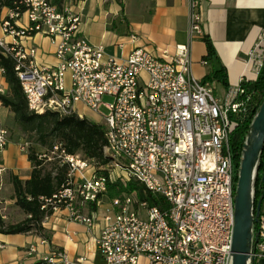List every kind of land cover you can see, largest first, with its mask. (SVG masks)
Listing matches in <instances>:
<instances>
[{
	"label": "built area",
	"instance_id": "obj_1",
	"mask_svg": "<svg viewBox=\"0 0 264 264\" xmlns=\"http://www.w3.org/2000/svg\"><path fill=\"white\" fill-rule=\"evenodd\" d=\"M202 1L190 0L191 37L201 31ZM81 25V15L70 5L21 0L0 9V47L16 63L31 111L84 118L82 105L102 116L104 153L122 170L119 178L135 180L163 200V205L151 204L137 192L110 200L96 238L103 264H233L236 171L231 138L252 99L243 87L249 81L246 73L219 96L215 81L193 76L189 45H177L174 57L167 49L157 56L139 46L122 58L107 52L104 44L88 42ZM39 33L55 43L56 64L39 63L38 46L24 43ZM249 63L257 78L264 66V32ZM7 84L0 65V93L8 92ZM104 96L112 101L104 102ZM9 136L0 119V153L10 144ZM20 149L27 153L29 144L20 143ZM60 157L69 165L68 181L43 208L56 212L68 207L73 220L93 226L96 217L75 205H101L111 176L79 153L62 150ZM253 259H264V216L253 227L249 264ZM40 261L75 264L58 248Z\"/></svg>",
	"mask_w": 264,
	"mask_h": 264
},
{
	"label": "crops",
	"instance_id": "obj_2",
	"mask_svg": "<svg viewBox=\"0 0 264 264\" xmlns=\"http://www.w3.org/2000/svg\"><path fill=\"white\" fill-rule=\"evenodd\" d=\"M63 5H70L81 15V36L92 44H104L107 52L118 57H127L139 46L157 56L167 49L168 56L174 57L177 45H189L192 74L196 79L203 80L212 71L222 66L226 68L229 86L216 82L219 96L237 86L245 73L248 80L256 79L249 53L264 32V0H203L201 31L194 37L190 35V0H67ZM205 35L210 37L216 50L211 58H207ZM45 42L48 49L43 48ZM24 43L38 46L39 63L58 62L56 45L48 37L39 33ZM78 107L82 112L88 110L82 105ZM31 171L28 153L10 142L0 153V181L9 191L7 198H2L0 193L1 199H6L7 204L15 202L8 174L27 180ZM109 205L110 201L99 206L94 203L75 205L84 215L96 217L93 226L73 220L70 209L63 207L45 217L44 234L35 231L0 233V264H35L57 248L66 251L75 264H103L96 238L104 226ZM26 217L23 212L20 219L10 216L8 220L15 223ZM31 245L36 247L35 252L30 251ZM260 264H264V259Z\"/></svg>",
	"mask_w": 264,
	"mask_h": 264
},
{
	"label": "trees",
	"instance_id": "obj_3",
	"mask_svg": "<svg viewBox=\"0 0 264 264\" xmlns=\"http://www.w3.org/2000/svg\"><path fill=\"white\" fill-rule=\"evenodd\" d=\"M21 0H0V9L3 7L13 8L15 2ZM54 3L61 7L62 0H54ZM207 45V58L216 54L214 44L209 36H204ZM15 61L12 57L3 53L0 47V65L6 69V80L9 90L7 93H0V100L3 106L9 108L14 114L15 122L24 133H37L41 137V145L46 141L45 135L53 134L59 136L62 141L52 143L46 149L37 150L29 146L28 158L32 164L30 178L21 179L18 175L12 174L10 181L14 188V199L16 205L27 215L19 222H8L2 215V200L0 198V233L17 234L35 231L44 234L43 221L45 217L53 214L51 206L43 208L46 199L57 194L68 181L69 165L62 161L61 151L68 154H81L87 159L97 162V169L109 176L106 168L111 162V158L104 153L107 145L106 125L94 122L87 117L80 118L78 115L61 117L57 113L46 112L37 114L28 107V102L22 89L20 80L15 70ZM215 81L228 87V74L226 68L222 66L204 77L203 82ZM245 90L252 95L248 104V111L243 117L242 123L233 131L231 144L235 161V192L236 182L239 180V173L244 156L245 145L252 130V124L258 115L264 102V66L255 80L246 81L243 84ZM60 146L55 150V146ZM46 163H52V169L45 167ZM137 192L143 200H148L151 204L163 205L162 198H156L145 190L144 185L135 180L124 183L118 179L109 180L107 194L110 199L122 196L124 193ZM253 201H254V228L264 216V147L260 153L256 172L253 180ZM95 204V203H94ZM96 206V204H95ZM259 209V216L257 217ZM41 261L35 264H40ZM251 264H260L257 259H253Z\"/></svg>",
	"mask_w": 264,
	"mask_h": 264
},
{
	"label": "water",
	"instance_id": "obj_4",
	"mask_svg": "<svg viewBox=\"0 0 264 264\" xmlns=\"http://www.w3.org/2000/svg\"><path fill=\"white\" fill-rule=\"evenodd\" d=\"M264 147V102L256 116L245 145L235 196V230L233 264H249L253 238V180L260 153ZM259 209L257 217L259 216Z\"/></svg>",
	"mask_w": 264,
	"mask_h": 264
},
{
	"label": "rangeland",
	"instance_id": "obj_5",
	"mask_svg": "<svg viewBox=\"0 0 264 264\" xmlns=\"http://www.w3.org/2000/svg\"><path fill=\"white\" fill-rule=\"evenodd\" d=\"M65 1H67V0H62V4ZM43 48L48 49L49 45L45 42V43H43ZM103 101L104 102H110V101H112V97L104 96ZM100 110H101V112H103L105 114H107V112H108V110L105 106H102L100 108ZM83 112L88 119H90L94 122L106 125L102 116H100L99 114H97L93 111H90V110H86ZM0 119L3 123V125H5L9 130L10 142L18 144V146L22 142H27L30 147L35 148L37 150H41V149H46L52 143L62 141V139L57 135L47 134V135H45L46 137L44 139V141H46V143L44 145H41V142H40L41 137L39 136V134H37V133H24L21 130V128L18 126V124L15 122L14 114L11 112V110L9 108H7L5 106L0 107ZM109 164L110 165L106 166V169H107L109 175L111 176V179L113 181L118 180V179L121 180V178H119V177L122 175V170L114 167L112 165V161ZM52 166H53L52 163H46L45 164V167L48 170H51ZM7 176L10 179L11 175L8 174ZM236 185H238V182H236ZM1 187H2V189H1ZM0 189H1L0 190L1 197L7 198L9 196L8 188L5 185L3 186V182H1V181H0ZM1 200H2L3 218L8 222H11L8 220L10 218V216H14L15 220L20 219L21 215L23 214V211L20 209L19 206L16 205V202H12V204H7L6 199H1ZM110 200L111 199L107 193L102 197V202H104V201L109 202ZM143 217H146L145 213H143Z\"/></svg>",
	"mask_w": 264,
	"mask_h": 264
}]
</instances>
